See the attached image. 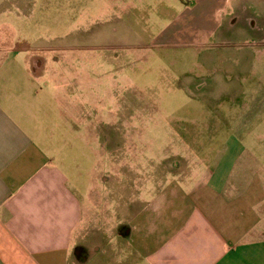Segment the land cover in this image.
Returning <instances> with one entry per match:
<instances>
[{"label": "rangeland", "instance_id": "rangeland-1", "mask_svg": "<svg viewBox=\"0 0 264 264\" xmlns=\"http://www.w3.org/2000/svg\"><path fill=\"white\" fill-rule=\"evenodd\" d=\"M10 1L0 0V62L29 53L37 86L66 115H86L57 128L76 140L59 150L74 152L69 171L83 191L91 164L114 201L120 167L125 198L142 204L232 144L236 167L264 184V0H143L127 26L114 0H12V11Z\"/></svg>", "mask_w": 264, "mask_h": 264}, {"label": "crops", "instance_id": "crops-1", "mask_svg": "<svg viewBox=\"0 0 264 264\" xmlns=\"http://www.w3.org/2000/svg\"><path fill=\"white\" fill-rule=\"evenodd\" d=\"M118 2L121 25L125 15L133 23L145 13L143 0L109 8ZM29 59L0 62V264H264V184L247 165L236 167L237 140L142 204H129L127 173L117 167L111 202L104 171L90 164L83 191L84 180L69 171L74 152L59 150L76 140L57 128L86 115H66L57 95L37 86L41 72ZM78 159L85 167L86 153Z\"/></svg>", "mask_w": 264, "mask_h": 264}]
</instances>
